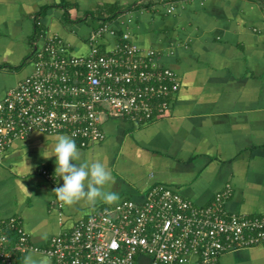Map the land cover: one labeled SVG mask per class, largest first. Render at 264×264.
Wrapping results in <instances>:
<instances>
[{
	"label": "crops",
	"instance_id": "crops-1",
	"mask_svg": "<svg viewBox=\"0 0 264 264\" xmlns=\"http://www.w3.org/2000/svg\"><path fill=\"white\" fill-rule=\"evenodd\" d=\"M36 24L42 35L33 44ZM102 25L114 31L104 35L107 51L128 33L142 50L158 52V63L180 82L164 116L137 122L105 114L104 140L82 146L74 139L83 157L107 163L115 182L106 191L117 193L118 201L138 200L164 183L206 205L230 186L228 211L263 215L264 0H0V100L33 71V52L43 39L57 35L70 52L86 54L89 34ZM57 135L33 131L0 157V233L15 217L34 244L46 247L54 234L118 202L59 201L53 189L63 179L55 175L56 158L42 156ZM29 254L48 258L28 252L18 264ZM136 264L158 263L139 255ZM220 264H264V242L226 253Z\"/></svg>",
	"mask_w": 264,
	"mask_h": 264
},
{
	"label": "built area",
	"instance_id": "built-area-1",
	"mask_svg": "<svg viewBox=\"0 0 264 264\" xmlns=\"http://www.w3.org/2000/svg\"><path fill=\"white\" fill-rule=\"evenodd\" d=\"M108 31L102 25L89 34L86 54L70 52L57 35L36 45L33 71L0 100V157L33 131L68 134L88 146L105 139V114L148 122L168 112L180 87L178 74L128 33L107 51ZM41 172L55 180L48 170ZM230 191L227 186L208 204L197 205L170 185L153 184L138 200L96 209L71 231L54 234L46 247L34 244L12 217L17 239L11 243L0 234V264H18L28 252L44 254L53 264H136L139 255L158 264H220L222 255L264 242V214L228 211Z\"/></svg>",
	"mask_w": 264,
	"mask_h": 264
},
{
	"label": "clouds",
	"instance_id": "clouds-1",
	"mask_svg": "<svg viewBox=\"0 0 264 264\" xmlns=\"http://www.w3.org/2000/svg\"><path fill=\"white\" fill-rule=\"evenodd\" d=\"M54 140L51 151L44 150L42 156L45 159L56 158L55 175L63 179V185L53 189L59 201L66 205L83 201L94 206L97 202L113 204L119 200L117 193L106 191V186L114 183L115 178L104 160L83 157L69 135L60 134ZM23 264H50V261L46 257L29 254L23 258Z\"/></svg>",
	"mask_w": 264,
	"mask_h": 264
},
{
	"label": "trees",
	"instance_id": "trees-1",
	"mask_svg": "<svg viewBox=\"0 0 264 264\" xmlns=\"http://www.w3.org/2000/svg\"><path fill=\"white\" fill-rule=\"evenodd\" d=\"M93 17L94 18H99V16H93ZM110 17L113 18L114 15H111ZM36 23L38 24V20H37ZM37 24H36V30H35L34 35L32 37L33 44H36L38 42V40L41 38V35H42L41 32H42V28L43 27L39 26ZM22 65H23V63H22ZM3 232L6 233L9 236L11 243H14L16 241V239H17V231H16V229L14 227H10L9 226V221L4 224V229H3V231L1 233H3Z\"/></svg>",
	"mask_w": 264,
	"mask_h": 264
},
{
	"label": "rangeland",
	"instance_id": "rangeland-1",
	"mask_svg": "<svg viewBox=\"0 0 264 264\" xmlns=\"http://www.w3.org/2000/svg\"><path fill=\"white\" fill-rule=\"evenodd\" d=\"M77 28H78V27H77ZM77 28H76V26L73 27V29H75V30H78ZM30 53H31V52L29 51L28 54L25 56L26 58L24 57V58L26 59V65H28V64L30 63V59H31V54H30ZM33 59H34V58H33Z\"/></svg>",
	"mask_w": 264,
	"mask_h": 264
}]
</instances>
